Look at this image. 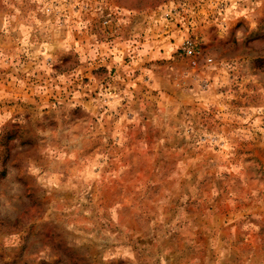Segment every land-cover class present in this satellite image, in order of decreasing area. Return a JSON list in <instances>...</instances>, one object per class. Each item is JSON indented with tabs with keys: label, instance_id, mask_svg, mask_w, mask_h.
I'll list each match as a JSON object with an SVG mask.
<instances>
[{
	"label": "rangeland",
	"instance_id": "obj_1",
	"mask_svg": "<svg viewBox=\"0 0 264 264\" xmlns=\"http://www.w3.org/2000/svg\"><path fill=\"white\" fill-rule=\"evenodd\" d=\"M0 264H264V0H0Z\"/></svg>",
	"mask_w": 264,
	"mask_h": 264
},
{
	"label": "built area",
	"instance_id": "obj_2",
	"mask_svg": "<svg viewBox=\"0 0 264 264\" xmlns=\"http://www.w3.org/2000/svg\"><path fill=\"white\" fill-rule=\"evenodd\" d=\"M183 50L188 52V53H192L194 51V47L193 44L191 43V41H187L185 43H183Z\"/></svg>",
	"mask_w": 264,
	"mask_h": 264
}]
</instances>
